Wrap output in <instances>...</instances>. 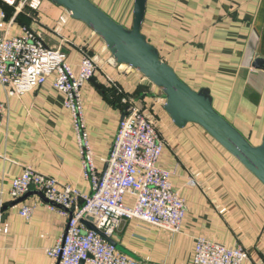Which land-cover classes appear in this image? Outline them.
Wrapping results in <instances>:
<instances>
[{
    "label": "crops",
    "instance_id": "obj_1",
    "mask_svg": "<svg viewBox=\"0 0 264 264\" xmlns=\"http://www.w3.org/2000/svg\"><path fill=\"white\" fill-rule=\"evenodd\" d=\"M0 0V34L20 36L25 28L52 48L66 52L75 73L83 55L96 72L80 89L83 120L97 172L105 168L123 103L131 95L154 121L163 149L157 165L170 172L185 213L176 232L138 218L122 219L108 240L139 264H193L195 244L205 238L241 246L248 259L264 264V186L237 159L195 124L177 127L163 109L162 92L135 69L111 57L87 25L50 0ZM129 27L133 0H92ZM6 14V15H5ZM5 15V16H4ZM142 33L160 58L191 88L207 87L214 108L249 141L264 133V71L252 68L264 56V0H146ZM54 76L9 96L0 83V264H57L48 254L66 229L67 217L37 194L11 205L12 181L25 167L88 194L72 115ZM120 92L119 105L111 92ZM124 97V98H123ZM130 195L124 197L132 205ZM3 211L1 209L6 207ZM22 205L32 206L23 217ZM90 223V222H89Z\"/></svg>",
    "mask_w": 264,
    "mask_h": 264
},
{
    "label": "built area",
    "instance_id": "obj_2",
    "mask_svg": "<svg viewBox=\"0 0 264 264\" xmlns=\"http://www.w3.org/2000/svg\"><path fill=\"white\" fill-rule=\"evenodd\" d=\"M3 1L14 4V0ZM24 3L25 0L16 7L17 11ZM96 68L94 58L83 55L75 73L64 50L47 46L29 28L20 36L0 34V83L6 94L21 95L54 76L53 85L62 92L63 104L71 112L84 175L92 186L90 193H81L25 167L13 179L9 194L17 200L31 190L38 191L51 208L60 209L67 217L65 232L48 250L57 264H139L117 251L108 240L119 222L138 218L176 232L184 217V201L171 185L170 172L157 165L163 141L154 121L134 97L125 101L104 170L96 171L80 98L82 85L93 78ZM4 108L5 103L0 101V116ZM126 195L133 197L132 205L124 203ZM31 210L32 206L22 205L19 212L29 217ZM85 222L95 229L87 228ZM247 259L248 253L239 245L226 247L198 238L193 264H242Z\"/></svg>",
    "mask_w": 264,
    "mask_h": 264
},
{
    "label": "water",
    "instance_id": "obj_3",
    "mask_svg": "<svg viewBox=\"0 0 264 264\" xmlns=\"http://www.w3.org/2000/svg\"><path fill=\"white\" fill-rule=\"evenodd\" d=\"M63 7L70 16L87 25L105 43L113 60L138 71L163 94V109L177 127L198 125L230 155L237 159L264 186V133L253 144L213 106L209 88H191L167 62L160 58L157 48L142 33L146 0H133L132 22L129 27L113 19L92 0H50ZM6 15V14H5ZM4 15V16H5ZM252 68L264 71V56L257 54ZM30 194L29 191L11 203L14 205ZM3 207L1 211L5 208ZM89 229L95 227L88 222Z\"/></svg>",
    "mask_w": 264,
    "mask_h": 264
},
{
    "label": "trees",
    "instance_id": "obj_4",
    "mask_svg": "<svg viewBox=\"0 0 264 264\" xmlns=\"http://www.w3.org/2000/svg\"><path fill=\"white\" fill-rule=\"evenodd\" d=\"M111 94H112L113 103L119 105V102H120L119 101V98H120L119 95H121V93L117 91V92H111ZM124 97H126V98L130 97L131 98L132 96L125 94ZM125 105H126V103H123V110L125 109Z\"/></svg>",
    "mask_w": 264,
    "mask_h": 264
}]
</instances>
